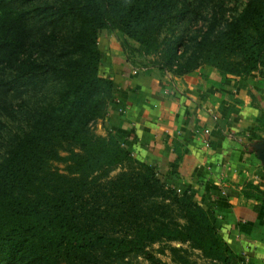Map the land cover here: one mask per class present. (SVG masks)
<instances>
[{
  "label": "trees",
  "instance_id": "obj_1",
  "mask_svg": "<svg viewBox=\"0 0 264 264\" xmlns=\"http://www.w3.org/2000/svg\"><path fill=\"white\" fill-rule=\"evenodd\" d=\"M178 1L63 0L42 8L0 0V89L10 77L43 73L66 84L0 161V264H114L133 255L167 264L147 250L158 243L186 245L207 264H237L206 210L167 187L115 136H97L90 126L105 118L112 99L113 82L99 72L101 32H118L142 57L155 56L164 28L188 8L182 0L177 9ZM217 15L196 40L195 62L172 68V53L153 66L184 75L205 64L222 77H264V0H248L228 19ZM61 21L78 26L59 38ZM50 45H62L70 59H47ZM167 247L174 264H198L187 249Z\"/></svg>",
  "mask_w": 264,
  "mask_h": 264
},
{
  "label": "crops",
  "instance_id": "obj_2",
  "mask_svg": "<svg viewBox=\"0 0 264 264\" xmlns=\"http://www.w3.org/2000/svg\"><path fill=\"white\" fill-rule=\"evenodd\" d=\"M99 48L113 82L101 135L206 210L237 264H264V77L159 70L118 32H101Z\"/></svg>",
  "mask_w": 264,
  "mask_h": 264
},
{
  "label": "rangeland",
  "instance_id": "obj_3",
  "mask_svg": "<svg viewBox=\"0 0 264 264\" xmlns=\"http://www.w3.org/2000/svg\"><path fill=\"white\" fill-rule=\"evenodd\" d=\"M60 1L63 0H32L26 6L41 5L43 8L45 5L52 6ZM188 2L187 10L177 14L172 22L164 28L160 36V41H162L160 53L144 58L147 63H154L157 59L165 63L167 56L172 53L175 56L174 60L170 62V65H173L172 68L192 59V53L196 50V40L213 21L212 12H218V18L228 19L237 16L244 9L248 0H188ZM181 6L182 0H179L177 9L180 10ZM33 19L30 20L31 26H35L32 22ZM77 26L78 23L76 22L61 21L55 26V29L59 38H62L66 37ZM51 28L46 27V30L50 31ZM48 48L49 51L44 53L47 59L56 60L59 63L70 59V56L65 53L67 49L63 48L62 45H50ZM192 61L195 62L194 59ZM99 72H101V68ZM10 79L11 83L0 89V161L11 146L30 129L34 120L58 102L59 94L66 86L63 82L53 80L49 74L46 76V73L39 74L34 79H26V81L19 80L17 77H10ZM2 108L12 109L11 114H7ZM102 120L97 119L91 122L90 126L95 135L105 137L101 135L104 134L103 131L98 130ZM55 166L60 170L63 168L62 164H55ZM120 172V168L114 170L110 174V178H115ZM167 246L187 249L191 261L207 264L199 251H192L186 245L178 243L169 245L158 243L148 247L147 250L163 262L174 264L172 254ZM114 264H150V262L142 256L133 255L125 261H116Z\"/></svg>",
  "mask_w": 264,
  "mask_h": 264
},
{
  "label": "built area",
  "instance_id": "obj_4",
  "mask_svg": "<svg viewBox=\"0 0 264 264\" xmlns=\"http://www.w3.org/2000/svg\"><path fill=\"white\" fill-rule=\"evenodd\" d=\"M133 73L135 74V72H133ZM203 133L206 135V134L209 133V131H208V130H205V131H203ZM176 192H177L178 194H180V193H181V190H180V189H176Z\"/></svg>",
  "mask_w": 264,
  "mask_h": 264
}]
</instances>
